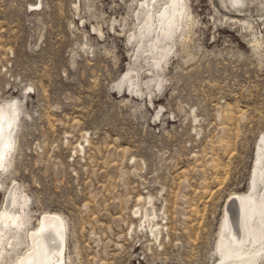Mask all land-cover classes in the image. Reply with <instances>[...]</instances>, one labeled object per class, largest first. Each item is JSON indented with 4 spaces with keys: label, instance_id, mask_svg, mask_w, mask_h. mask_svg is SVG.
Segmentation results:
<instances>
[{
    "label": "rangeland",
    "instance_id": "rangeland-1",
    "mask_svg": "<svg viewBox=\"0 0 264 264\" xmlns=\"http://www.w3.org/2000/svg\"><path fill=\"white\" fill-rule=\"evenodd\" d=\"M167 1L0 0V211L17 188L30 220L0 264L45 211L63 264H220L228 196L264 194V0H183L163 35Z\"/></svg>",
    "mask_w": 264,
    "mask_h": 264
},
{
    "label": "bare ground",
    "instance_id": "bare-ground-1",
    "mask_svg": "<svg viewBox=\"0 0 264 264\" xmlns=\"http://www.w3.org/2000/svg\"><path fill=\"white\" fill-rule=\"evenodd\" d=\"M151 1L157 3L158 0H149V3ZM167 5L169 6L161 9L157 15L159 30L163 35H167L170 31L175 32V24L179 25V19H190L183 0H168ZM147 17L145 24L149 25L153 18L149 13ZM263 22L264 17L261 18L260 25ZM126 76L128 73L125 74ZM8 105L5 103L0 106V167H4L12 148L10 130L14 124L16 104ZM261 138L263 145L257 148L254 177L252 176L254 179L255 173L264 174L262 173L264 137ZM255 181H252L251 189L256 188ZM16 189L11 190L5 208L0 211V263L2 252L9 256L11 251L22 246L20 235L29 228L30 220L24 210L23 215H20V211L8 210L16 204ZM231 197L234 199L233 213L231 215L227 209L224 210L215 242V251L221 259L220 264H263L259 258L264 255V194L257 196L252 191L233 193L228 196L227 201ZM20 199L19 207L24 209L27 197L22 195ZM64 228L63 220L56 213L46 211L42 213L35 227L26 234L24 252L13 264H63ZM4 244L9 247V251L3 246Z\"/></svg>",
    "mask_w": 264,
    "mask_h": 264
},
{
    "label": "water",
    "instance_id": "water-1",
    "mask_svg": "<svg viewBox=\"0 0 264 264\" xmlns=\"http://www.w3.org/2000/svg\"><path fill=\"white\" fill-rule=\"evenodd\" d=\"M228 203H231L232 205H233V203H234V199L231 197V198H229L228 199ZM231 214V213H230Z\"/></svg>",
    "mask_w": 264,
    "mask_h": 264
}]
</instances>
